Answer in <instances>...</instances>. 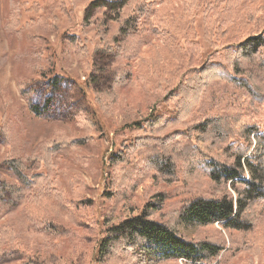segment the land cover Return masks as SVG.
I'll use <instances>...</instances> for the list:
<instances>
[{
  "label": "rangeland",
  "instance_id": "374dc122",
  "mask_svg": "<svg viewBox=\"0 0 264 264\" xmlns=\"http://www.w3.org/2000/svg\"><path fill=\"white\" fill-rule=\"evenodd\" d=\"M68 1L61 11L54 0H0V166L6 157L30 161L49 139L61 135L81 139L59 151L50 168H41L51 174L63 195L61 202L49 206L57 234L30 223L23 208L3 216L0 228L6 223L12 226L22 252L0 264H99L97 240L104 231L142 211L188 241L222 247L217 257L202 264H264L263 201L250 205L244 220L252 226L244 231L220 223L192 226L182 220L185 208L196 199L222 198L227 191L236 197L229 183L211 180L198 153L176 160V177L170 181L141 162L135 166V185L127 196L121 197L111 184L112 155L144 133L134 123L153 109L173 114L176 103L162 100L166 89L162 75L177 68H197L222 55L204 38L203 9L192 20H179L181 0H152L148 17L141 19L148 27L145 32L135 11L115 9L116 4L89 10L99 0ZM261 17L255 31L264 26V9ZM164 18L177 21L172 25L174 44H165L150 29L151 22ZM104 34L106 40L101 42ZM129 35L140 44L135 59L115 54L114 39L123 42ZM118 45L121 50L123 45ZM256 81L264 88V79ZM202 96L187 124L228 115L239 107L258 113V125L264 127V104L231 80L212 81ZM185 127L181 124L175 131L184 132ZM255 135L250 142L235 139L244 149L250 147L247 156L253 170L264 176L258 169L260 163L264 165V150ZM183 143H189L184 136ZM117 256L105 264H200L121 252Z\"/></svg>",
  "mask_w": 264,
  "mask_h": 264
},
{
  "label": "trees",
  "instance_id": "16d2710c",
  "mask_svg": "<svg viewBox=\"0 0 264 264\" xmlns=\"http://www.w3.org/2000/svg\"><path fill=\"white\" fill-rule=\"evenodd\" d=\"M181 1L179 20H192L196 12L203 9L204 38L217 54L220 52L222 55L218 61L208 59L197 68L185 71L177 68L162 75L160 80L166 85L162 100L165 104L176 103L173 114L166 115L153 109L144 120L134 123L141 126L144 133L112 155L111 184H114L117 194L127 196L135 185V166L141 162L147 163L164 180L170 181L176 177V160L196 152L211 180L229 183L236 197L234 199L227 191L222 198L196 199L185 208L182 220L192 226L220 223L226 229L248 230L252 222L245 221L244 215L252 203L264 202V176L256 175L253 170L251 158L247 156L250 147L244 149L235 138L239 136L250 142L251 136L257 134V144L264 150V127L258 125L259 114H250L234 107L228 115L197 123L187 124V117L192 108L202 101L205 88L217 79L231 80L244 89L252 100L264 104V88L256 81V78L264 79V26L254 30L263 19L261 13L264 5H260V2L264 0ZM68 2L54 0L61 11L66 10ZM115 4V9L135 11L137 23L147 32L146 22L141 23V19L148 17L152 0H99L93 2L89 10ZM150 24V29L159 35L160 40L167 45L174 44L172 25H176L177 21L164 18ZM125 38L123 42L114 39L115 54L137 58L140 44H136L132 35ZM103 40H106L105 34L101 37V42ZM118 44L123 45L121 50H118ZM107 47L113 52L110 44ZM31 109L37 111L33 104ZM181 124H186L185 131H175ZM183 136L189 143H183ZM80 140L64 135L46 140L42 153L28 162L6 157L0 166V218L23 208L30 223L34 226L42 224L41 229L57 234L56 225L48 214L49 206L51 202H61L63 195L51 174L41 171V168H50L53 157L59 151L73 147ZM259 165L258 169L264 174V165ZM150 217V214L142 211L135 217L108 227L104 236L97 240L96 261L105 264L115 260L121 252L138 255L142 259L185 260L202 264L217 257L223 250L209 242L188 241L174 229ZM17 243L20 242L15 238L12 226L3 224L0 228V262L21 255V245Z\"/></svg>",
  "mask_w": 264,
  "mask_h": 264
}]
</instances>
